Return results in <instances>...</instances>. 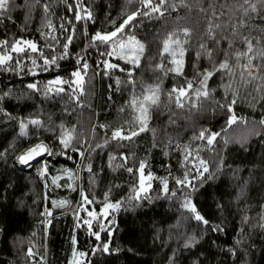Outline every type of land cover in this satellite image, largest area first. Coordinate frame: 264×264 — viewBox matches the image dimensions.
<instances>
[{"label": "trees", "instance_id": "obj_1", "mask_svg": "<svg viewBox=\"0 0 264 264\" xmlns=\"http://www.w3.org/2000/svg\"><path fill=\"white\" fill-rule=\"evenodd\" d=\"M80 2L91 11L92 20L75 22V13L67 5L75 8L76 0H14L9 12L0 16V41L32 39L49 58L60 55L65 37L74 35L70 56L59 60L58 66L40 71L24 55L19 65L14 60L8 70L0 69V93H10L0 98V264H72L77 258L80 264H264V125L259 123L264 119V89L257 91L264 82L242 83L238 65L247 64L248 57L236 59L237 54L247 52L246 41L254 50L264 49V8L258 5L256 12L245 16L241 5H248L244 0H169L163 15L137 17L121 38L134 37L144 46L134 66L118 55L100 57L90 37L97 31H114L140 7L136 0ZM45 5L49 6L47 12ZM49 21L52 27L45 26ZM60 25L69 31L61 34ZM41 33L57 36L59 43L49 48L50 37L45 41ZM166 41L169 53L163 51ZM174 41L180 42L174 51L183 50V56L175 57L181 61L179 75L168 71L174 66ZM37 55L32 54L34 58ZM78 55L87 57L89 64L80 105L70 102L65 93L45 95V85L57 76L71 79ZM226 55L236 72L232 77L238 90L234 110L245 122L228 127L229 113L212 102L231 99L224 87L230 81L223 72L215 73L207 83L211 99L200 101L196 108L181 109L169 102L173 88L186 87L187 81H193V89L199 87L201 74L213 71ZM100 59H108L124 71L114 69L105 75L104 69L97 67ZM41 63L37 59V64ZM257 64L264 60L253 59L251 67L256 70ZM20 68L25 71L21 73ZM28 69L38 74L33 76ZM33 82L40 91L27 87ZM157 86L159 106L150 108L146 130L130 141L111 139L112 132L120 128L125 134L139 131L134 124L139 113L132 101ZM65 89L70 92L66 85ZM33 119L40 120L42 127L29 124L22 134L21 122ZM202 129L221 132L211 150L205 147L199 153L208 162L212 178L194 181L195 191L185 189L165 196L163 180H168L170 190L179 187L175 179H182L186 170L184 146H190L195 156L194 149L204 142L194 141L193 136ZM69 130L84 157L70 152L72 159L45 154L31 166L17 162V154L40 138L59 152L61 134ZM122 155L128 157L126 162L120 159ZM141 161L146 164V178L151 172L154 179L146 181L152 185L147 198L136 200L135 169ZM44 164L48 168L42 176ZM62 167L75 170L78 178L71 205L65 209L51 203L57 193L50 186V174ZM129 167L133 173L127 171ZM189 192L198 212L221 231L214 232L191 218L182 207ZM82 194L93 203L84 205ZM117 202L120 208L106 215L105 203ZM48 211L52 216L45 215ZM88 211L93 217H88ZM87 219L92 220L91 229L83 224ZM92 232H98L100 239ZM109 241L108 252L99 249ZM29 248L35 253L32 258L26 256Z\"/></svg>", "mask_w": 264, "mask_h": 264}, {"label": "snow or ice", "instance_id": "obj_2", "mask_svg": "<svg viewBox=\"0 0 264 264\" xmlns=\"http://www.w3.org/2000/svg\"><path fill=\"white\" fill-rule=\"evenodd\" d=\"M136 2L140 5L139 8H137L136 11L130 13L127 15L125 19H123V22L115 28L114 31L111 32H101L97 31L95 34H93L91 39V46L96 47L98 50V55L100 57H110L113 55H118L121 59H124L126 62H130L132 65H138L139 59H140V53L143 52V45L139 44L138 41L135 40L134 37H130L127 42H124L123 39H121L126 30L131 28L136 21L137 17H151L155 14L163 15L162 9L166 10L167 6H169V0H136ZM14 4V0H0V16H4L7 12H9L10 7ZM244 4H247L248 7H243L241 5V10L243 11L245 16H248L250 12H256L257 7L259 5L260 8H264V0H257L256 3L252 2V0H244ZM174 6V5H173ZM68 10L70 12L75 13L74 20L76 23H80L82 21H88L92 20V13L91 11L87 10L86 8H83L81 5L80 0H76L75 8H73L72 5H67ZM49 6L45 5L44 9L45 12L48 11ZM85 12V15H81V12ZM69 24L71 25V21H69ZM46 27H52L50 21L46 23ZM72 32H75L74 25L72 26ZM60 31L61 34L64 32L69 31V29L65 28L64 25H60ZM45 41H49L48 43L49 48L54 47V43H59V39L55 35L45 34L41 33ZM175 35V34H173ZM185 35H187V32H185ZM74 39V35L70 34L65 37V43L61 46V54L58 56H51L49 58L48 56L44 55V50L42 47L38 45L37 42L30 40V39H24L19 38L14 40L13 42H9L8 40H2L0 41V69L8 70L11 66V62L15 60V64L19 65L21 63V59L24 58V55H27V58L30 60L34 68H39L40 71H47L50 67L58 66V61L62 59H66L70 56L69 53V46L72 44ZM169 41H171V37H169ZM247 43V52L239 53L236 56L237 61H239L241 56L248 57L247 64L244 65H238L240 68L239 71V77L240 81L244 84H247L251 82L252 80H260L264 82V64H257L256 65V72L253 73L252 71H249L248 69L252 65L253 59H262L264 60V49H258L254 50L253 46L250 41H246ZM110 45H116L117 48L113 50H108V46ZM103 46L105 48L104 51H99V48ZM180 47L179 41H174L171 46V54L173 56L172 64L173 67L169 68L168 71L175 72L177 75L181 74L182 66L181 61L178 59H175L176 56H183V50H181L179 53L174 51V48ZM164 53L170 52V43L165 42L163 47ZM13 53L16 57H20V59H15L13 56ZM38 55L34 58L32 54ZM131 53V55H129ZM252 54L249 56V54ZM37 59L41 60V64H37ZM97 67H102L104 69L103 74L109 75L111 70H119L124 71V69L119 68L118 64L110 62L108 59H100L97 61ZM89 69V64L87 62V57L78 55L77 56V67L71 72V79L64 80L61 77L57 76L54 80L50 81L47 85H45L43 91L45 95H48L49 92H55L57 94L59 93H65V95H68V99L70 102H73L77 105H80V99L83 94V84H84V78L87 75ZM13 71H16L15 67H12ZM19 71L22 73L25 71L24 68H20ZM28 72L35 76L38 73L33 71L32 69H28ZM217 72H223L225 75L229 78V83L226 84L225 91L226 93L231 94V99L228 100L225 98L224 103H219L212 101L216 107H219L229 113L228 119L226 121V125L228 127H231L232 125L243 123L245 122L243 117H238L235 113L234 106L238 102V90L233 87V81L232 77L236 75L235 70L233 67L229 64L227 55L225 56V60L221 63H219L218 67H214L213 71H205L201 74L202 79L199 80V87L193 89V81H187L186 87H179V88H173L168 93V100L169 102H174L177 108H196L197 104L202 100H210L211 99V92L208 90L207 83L208 81L215 75ZM128 75L131 76L132 72L129 71ZM117 83H120L119 80H117ZM65 85L70 89V92H66ZM29 89H32L33 91H40L41 89L38 87L37 83H29L27 85ZM261 89H264V83H262L260 86H258L257 91H260ZM194 92V95H189V92ZM159 86L156 88H149L147 89V93L143 95L142 99H133L132 105L135 106L136 111L139 113L138 116L135 118V126H138L139 131L136 130H130L127 134H125V130L123 128L117 129L112 132L111 139L116 141H130L133 137L137 136L139 132H143L146 130L147 122L149 120V110L150 108L154 106H159L160 102V96H159ZM10 93H0V98H3L4 96H8ZM255 102V101H254ZM261 125H264V119H261L259 122ZM31 124L35 126L36 128H41L42 124L40 120L33 119L28 122H21V133L23 134V130L28 127V125ZM103 127V126H101ZM222 131H224L222 129ZM72 130L66 131L61 134L60 138V145L61 150L59 152L52 151L47 145H44L43 143L37 144L34 148L29 149L25 154L19 156L17 158V162L21 165L25 166H31V162L36 160L37 157H40L42 155H63L66 156L68 159H72L73 156L70 154V152H75L78 156L84 157L85 153L83 151H80V148L76 147L73 143V136L71 134ZM221 137V132H212L209 129H202L198 135L193 136L194 141H202L203 146H198L194 149L196 155H192V151L190 150V146H184V157H185V167L186 170L184 172V176L182 179H175V184L179 187L170 190L168 186V180H163V187L162 191L165 196L172 195L175 196L178 191H183L185 189H191L192 191L196 190V183L194 181H199L200 183H203V181L206 178H212V174L209 171L208 162L204 159H202L199 155L201 151L204 150V148H208L211 150V147L214 145V143L217 141V138ZM227 142V141H225ZM81 147L83 145L81 144ZM96 147H102V145H96ZM40 149H43V151H38ZM87 151L91 152L92 149H87ZM191 157V160L189 159ZM112 160H115L116 157H112ZM121 160L127 161V156H121ZM195 161L196 163H193ZM191 164V167H188V165ZM43 171L40 173L42 176L46 174L48 165L44 164ZM145 169L146 164L141 161L139 163V167L135 169V172L138 173V188L136 190V195L133 197V199L140 200V199H146L148 191L152 188V185L150 182L146 183V181H151L154 179L151 172H148L147 178L145 177ZM91 170L89 166V171ZM127 171L129 173H133L134 169L129 167L127 168ZM207 174V177H206ZM75 190V189H73ZM143 194V195H142ZM191 193H187L185 196V199L182 203V207L187 210L191 214V218L201 222L205 225H207L212 231L218 232L221 231L219 227H213L208 220H206L197 210L196 205L192 202V200L189 198ZM55 203V201H53ZM82 203L84 205H90L93 203L92 200H89L87 195L82 194ZM59 206V205H58ZM120 208L119 202L116 204L113 203H105L104 205V213L106 215H110L111 211L118 210ZM86 210V209H85ZM46 216H52V212L48 211L45 213ZM88 217H93V213L91 211L87 212ZM97 220L100 219V217H96ZM51 223V221H49ZM109 224H111V221H108ZM83 224L86 225L89 229L92 227V220L87 219L83 221ZM103 227V226H102ZM105 231H109V229H103ZM109 234L110 231H109ZM92 235L95 236L97 240L100 239V234L98 232H92ZM75 243V240L73 241ZM110 241L102 243V245L99 246V249H102L104 252H108L110 250L109 248ZM186 247L190 245H185ZM233 251L234 250H231ZM85 253H80V256H85ZM26 256L29 258H32L35 256V253L33 252L32 248H29ZM43 259V258H41ZM72 264H80V261L78 259H73Z\"/></svg>", "mask_w": 264, "mask_h": 264}, {"label": "rangeland", "instance_id": "obj_3", "mask_svg": "<svg viewBox=\"0 0 264 264\" xmlns=\"http://www.w3.org/2000/svg\"><path fill=\"white\" fill-rule=\"evenodd\" d=\"M24 39H26V38H24ZM30 40H32V39H30ZM124 42H127V41H124ZM116 48H117V46L114 45L113 49H116ZM0 54H2V53H0ZM129 55H131V53H129ZM139 55L141 56V53ZM248 70L252 71L253 73L256 72V70L252 67H250ZM40 143L47 145L51 149L50 144L44 138H40L37 141H35L34 145L31 146L29 149L34 148L37 144H40ZM28 150L23 151V154H25ZM38 151L42 152L43 149H40ZM17 155H18V157L21 156L19 154H17ZM50 186L57 193L56 196L51 198L52 205L54 207L61 208V209H65V208L70 207V205H71L70 196L78 188V178H77L76 171L71 169V168H66V167L59 168V170L56 173L50 174ZM73 189H75V190H73ZM53 201H55V203H53ZM77 259H79V258H77Z\"/></svg>", "mask_w": 264, "mask_h": 264}, {"label": "water", "instance_id": "obj_4", "mask_svg": "<svg viewBox=\"0 0 264 264\" xmlns=\"http://www.w3.org/2000/svg\"><path fill=\"white\" fill-rule=\"evenodd\" d=\"M34 145V142L33 143H31V144H29L28 146H26L25 148H23V150L22 151H20V153H23V151H25V150H28L31 146H33ZM20 153H19V155H20ZM43 156V155H42ZM17 157H18V155H17ZM39 157H37V159H38ZM35 161V160H34ZM34 161H32V162H34ZM31 162V163H32Z\"/></svg>", "mask_w": 264, "mask_h": 264}, {"label": "bare ground", "instance_id": "obj_5", "mask_svg": "<svg viewBox=\"0 0 264 264\" xmlns=\"http://www.w3.org/2000/svg\"><path fill=\"white\" fill-rule=\"evenodd\" d=\"M19 153H20V152H19ZM19 153H18V154H19ZM20 155H23V153H20Z\"/></svg>", "mask_w": 264, "mask_h": 264}]
</instances>
